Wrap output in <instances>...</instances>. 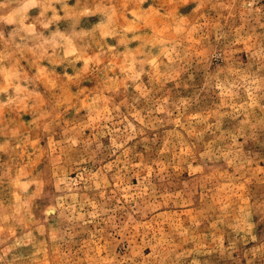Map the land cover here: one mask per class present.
Instances as JSON below:
<instances>
[{"label": "rangeland", "instance_id": "1", "mask_svg": "<svg viewBox=\"0 0 264 264\" xmlns=\"http://www.w3.org/2000/svg\"><path fill=\"white\" fill-rule=\"evenodd\" d=\"M0 264H264V0H0Z\"/></svg>", "mask_w": 264, "mask_h": 264}]
</instances>
